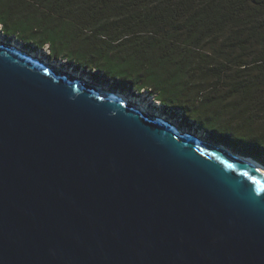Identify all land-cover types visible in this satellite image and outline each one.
I'll use <instances>...</instances> for the list:
<instances>
[{
	"label": "water",
	"instance_id": "water-1",
	"mask_svg": "<svg viewBox=\"0 0 264 264\" xmlns=\"http://www.w3.org/2000/svg\"><path fill=\"white\" fill-rule=\"evenodd\" d=\"M22 47L0 39V264H264V176Z\"/></svg>",
	"mask_w": 264,
	"mask_h": 264
},
{
	"label": "trees",
	"instance_id": "trees-1",
	"mask_svg": "<svg viewBox=\"0 0 264 264\" xmlns=\"http://www.w3.org/2000/svg\"><path fill=\"white\" fill-rule=\"evenodd\" d=\"M0 30L264 165V0H0Z\"/></svg>",
	"mask_w": 264,
	"mask_h": 264
},
{
	"label": "rangeland",
	"instance_id": "rangeland-1",
	"mask_svg": "<svg viewBox=\"0 0 264 264\" xmlns=\"http://www.w3.org/2000/svg\"><path fill=\"white\" fill-rule=\"evenodd\" d=\"M0 39L4 41H8L14 44H21L24 49H28L31 51L30 48L24 46V42L22 40L16 38L15 36H7L1 33L0 30ZM32 47V46H31ZM33 52L39 53L38 55L46 60L48 64L56 67L60 71H68L69 74L73 73L75 75L78 74L79 77H82L86 80V82L92 83L96 85L100 89L107 91V92H120L129 100H132L134 103L137 98H140L141 102L144 104L146 111L151 114L164 116L167 119L172 120L175 122L182 130L190 131L194 134L201 136L203 139L210 141L208 133L200 128L199 125L192 122L191 120H184L181 113H177V111L167 110L164 106L158 103L152 96H149L145 90H141L137 92L132 87H119L115 85L114 82L109 80H105L104 78L96 76L92 70H87L85 68H75V66L64 59H54L51 58L48 54V50L45 47L40 48L39 50H32Z\"/></svg>",
	"mask_w": 264,
	"mask_h": 264
},
{
	"label": "bare ground",
	"instance_id": "bare-ground-1",
	"mask_svg": "<svg viewBox=\"0 0 264 264\" xmlns=\"http://www.w3.org/2000/svg\"><path fill=\"white\" fill-rule=\"evenodd\" d=\"M26 50V49H25ZM36 55V54H35ZM62 72H64V71H62ZM66 73H68V71H65ZM64 72V73H65ZM75 77H78V78H80L79 76H78V74L77 75H75V74H73ZM113 93H115L116 95H119L122 99H124L125 101H128L129 99L128 98H126L122 93H118V92H113ZM130 102H132V101H130ZM135 102H137V103H135L136 104V106H138V107H140L142 110L143 109H145L146 110V108H145V106H144V104L141 102V100H140V98H137L136 100H135ZM158 116V115H157ZM167 121H169L170 123L171 122H173L172 120H170V119H167ZM173 123H175V122H173ZM172 123V124H173ZM177 131L180 133V132H182L183 130H181V129H177ZM187 132H190V131H187ZM190 133H192V134H194L193 132H190ZM198 136V135H197ZM201 137V136H200ZM202 138V137H201ZM203 139V138H202ZM204 141H206V142H210V141H207V140H205V139H203ZM218 145V147H221V148H225L224 146H223V144H217ZM237 155H238V157H240L242 160H244V161H246L247 163H249L253 168H255L256 169V171L260 174V175H262V176H264V165L262 164V163H260L259 161H257L256 159H254V158H252V157H250V156H248V155H243V154H239V152H235Z\"/></svg>",
	"mask_w": 264,
	"mask_h": 264
},
{
	"label": "clouds",
	"instance_id": "clouds-1",
	"mask_svg": "<svg viewBox=\"0 0 264 264\" xmlns=\"http://www.w3.org/2000/svg\"><path fill=\"white\" fill-rule=\"evenodd\" d=\"M37 52V51H36ZM167 119V118H166Z\"/></svg>",
	"mask_w": 264,
	"mask_h": 264
}]
</instances>
